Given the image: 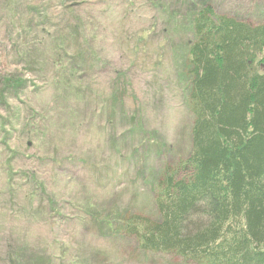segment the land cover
Here are the masks:
<instances>
[{
	"label": "rangeland",
	"instance_id": "rangeland-1",
	"mask_svg": "<svg viewBox=\"0 0 264 264\" xmlns=\"http://www.w3.org/2000/svg\"><path fill=\"white\" fill-rule=\"evenodd\" d=\"M205 7L264 24V0H0V264H194L123 222L157 219V180L189 157Z\"/></svg>",
	"mask_w": 264,
	"mask_h": 264
},
{
	"label": "trees",
	"instance_id": "trees-1",
	"mask_svg": "<svg viewBox=\"0 0 264 264\" xmlns=\"http://www.w3.org/2000/svg\"><path fill=\"white\" fill-rule=\"evenodd\" d=\"M191 32L189 157L157 180L158 218L131 216L124 235L194 264H264V24L205 7Z\"/></svg>",
	"mask_w": 264,
	"mask_h": 264
}]
</instances>
